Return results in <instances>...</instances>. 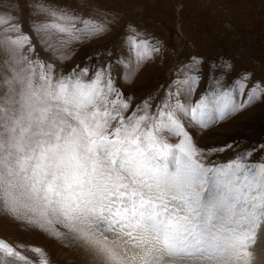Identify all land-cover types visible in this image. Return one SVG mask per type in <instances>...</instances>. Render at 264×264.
<instances>
[{"label":"snow or ice","instance_id":"obj_1","mask_svg":"<svg viewBox=\"0 0 264 264\" xmlns=\"http://www.w3.org/2000/svg\"><path fill=\"white\" fill-rule=\"evenodd\" d=\"M39 11L52 21L30 31L0 12V53L12 73L0 97V213L58 239L64 233L53 224L61 225L98 264H254L252 248L264 230V160L246 150L227 163L206 162L213 150L199 148L188 129L264 99V84L249 87L245 75L225 86L222 75L213 77L193 102L201 79V61L193 58L159 104L149 96L133 108L113 63L129 79L158 45L132 28L114 62L63 74L32 58L31 32L67 44L106 26L48 6ZM15 261L28 264L0 239V264Z\"/></svg>","mask_w":264,"mask_h":264},{"label":"rangeland","instance_id":"obj_2","mask_svg":"<svg viewBox=\"0 0 264 264\" xmlns=\"http://www.w3.org/2000/svg\"><path fill=\"white\" fill-rule=\"evenodd\" d=\"M41 6L106 26L102 34L67 44H60L51 32H31L36 45L32 58L38 54L53 62L63 74L77 65L95 68L114 62L123 51L125 38L136 34L132 28L158 45L159 51L129 79L124 78V69L113 63L117 86L133 108L149 96L153 107L159 104L168 85L177 79L178 69L189 71L187 66L193 63V58L201 61L197 65L201 79L193 102L213 77L222 75L225 86L245 75L249 77V87L264 84V0H0V12L15 15L25 31L52 21V17L39 11ZM6 59L0 53V97L7 92L4 79L12 75ZM225 64L231 67L226 69ZM131 113L132 108L125 116ZM188 130L199 148L213 150L207 153L206 162L227 163L246 150H252L251 160H264V99H257L207 128L189 126ZM170 142L174 144L178 140ZM53 227L64 235L58 239L37 225L0 213V239L16 248L28 264H41L45 259L48 264H98L82 256L86 251L79 242L75 247L71 233L61 225L53 224ZM263 260L258 264H264Z\"/></svg>","mask_w":264,"mask_h":264},{"label":"bare ground","instance_id":"obj_3","mask_svg":"<svg viewBox=\"0 0 264 264\" xmlns=\"http://www.w3.org/2000/svg\"><path fill=\"white\" fill-rule=\"evenodd\" d=\"M73 239V238H72ZM258 242H257V244L256 245H254V247L252 248V250L257 254V258L255 259V262H256V264H258V263H260V262H262V258H264V230H262L260 233H259V238H258V240H257ZM72 242H74V245H75V247H76V244L75 243H77V241L76 240H74L73 239V241ZM82 247V246H81ZM84 249V248H83ZM84 251H86L85 249H84ZM80 254V253H79ZM82 254V256H84V258H86V259H88V261H90L91 263H93L94 262V259H93V257L86 251V253L84 252V254L83 253H81ZM80 254V255H81ZM89 254V255H88ZM264 261V260H263ZM263 263V262H262ZM87 264H89L88 262H87Z\"/></svg>","mask_w":264,"mask_h":264}]
</instances>
